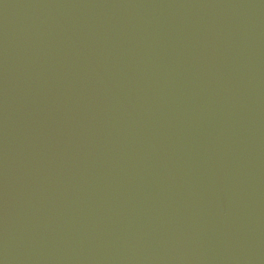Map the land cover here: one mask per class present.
<instances>
[{
  "label": "water",
  "instance_id": "95a60500",
  "mask_svg": "<svg viewBox=\"0 0 264 264\" xmlns=\"http://www.w3.org/2000/svg\"><path fill=\"white\" fill-rule=\"evenodd\" d=\"M0 264H264V0H0Z\"/></svg>",
  "mask_w": 264,
  "mask_h": 264
}]
</instances>
